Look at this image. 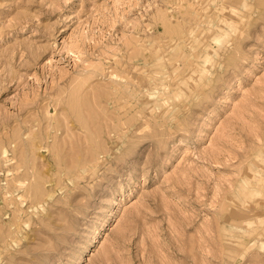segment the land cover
Wrapping results in <instances>:
<instances>
[{"label":"rangeland","instance_id":"374dc122","mask_svg":"<svg viewBox=\"0 0 264 264\" xmlns=\"http://www.w3.org/2000/svg\"><path fill=\"white\" fill-rule=\"evenodd\" d=\"M0 264H264V0H0Z\"/></svg>","mask_w":264,"mask_h":264},{"label":"bare ground","instance_id":"6f19581e","mask_svg":"<svg viewBox=\"0 0 264 264\" xmlns=\"http://www.w3.org/2000/svg\"><path fill=\"white\" fill-rule=\"evenodd\" d=\"M216 6V5H215ZM209 7V6H208ZM206 19V18H205ZM230 25V24H229ZM237 25V24H236ZM173 34V32H171ZM175 37V34H174ZM187 39V38H186ZM260 194V193H259ZM256 196V195H255ZM261 198V197H260ZM254 203V202H253ZM256 207V206H255ZM235 212V211H234ZM231 214V213H230ZM235 217V216H234ZM240 217V216H239ZM247 240V239H246ZM245 248V247H244Z\"/></svg>","mask_w":264,"mask_h":264}]
</instances>
